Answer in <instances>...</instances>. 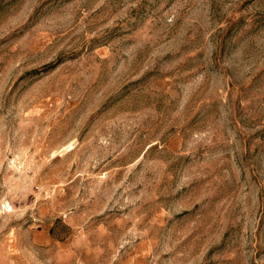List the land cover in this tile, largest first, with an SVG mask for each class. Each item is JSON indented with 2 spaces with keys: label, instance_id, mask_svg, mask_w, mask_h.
Wrapping results in <instances>:
<instances>
[{
  "label": "rangeland",
  "instance_id": "1",
  "mask_svg": "<svg viewBox=\"0 0 264 264\" xmlns=\"http://www.w3.org/2000/svg\"><path fill=\"white\" fill-rule=\"evenodd\" d=\"M0 264H264V0H0Z\"/></svg>",
  "mask_w": 264,
  "mask_h": 264
}]
</instances>
